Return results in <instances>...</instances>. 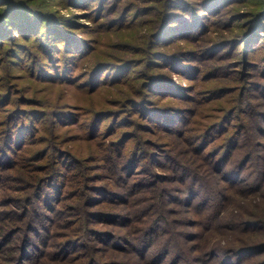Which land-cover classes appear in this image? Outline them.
I'll use <instances>...</instances> for the list:
<instances>
[{
    "label": "rangeland",
    "instance_id": "obj_1",
    "mask_svg": "<svg viewBox=\"0 0 264 264\" xmlns=\"http://www.w3.org/2000/svg\"><path fill=\"white\" fill-rule=\"evenodd\" d=\"M19 1L20 6L14 5L8 10L10 5L0 0V15L13 17L25 7L37 9L36 12L41 10L42 19L35 35H24L16 29L23 23L25 26V22L29 26L30 18L22 19L23 22L19 19L20 24L16 21L10 28L3 24L8 33L0 35V208L14 209L25 218L28 214H37V221L42 214L54 217L57 222L69 220L72 215H66V211L71 198L76 196L74 184L79 175L85 185L82 190L89 194L90 201L104 199L102 193L93 196L99 191L98 186L121 191L115 174L120 173L124 179L126 172H131L128 167L119 168L116 159L120 150L127 157L133 154L134 160L140 158L139 172L148 168L172 174L161 165L170 162L167 150L173 145L176 149H170L171 153L177 155L178 150L186 147V139L167 133L165 126L162 125L163 129L150 119L154 115L162 118L184 111L183 119L177 116L169 125L175 126L174 130L176 126L184 128L191 124V130L186 131L189 135L193 129L198 133V129H207L232 113V119L213 124L215 127L204 136L212 138H199L208 144L207 150L217 148L228 132L240 129L239 114L252 125L249 127L252 132L259 134V127L264 128V21L258 25L254 37L242 41L254 25L251 20L254 13L264 9V0L208 3L207 0H184L188 5L179 2L173 7L184 11L186 16L175 15L177 19L178 15L182 18H172L175 21L158 35L155 32L168 0ZM210 3L212 8L205 9ZM192 9L194 16L190 15ZM31 20L33 24L35 19ZM45 20H48L46 25ZM50 32L55 36L53 41ZM63 39L79 42L77 46L84 51L70 56L72 53ZM66 64H70L69 74L63 71ZM61 114L64 120L56 117ZM19 124L28 129L22 139L15 142L10 136L11 140L4 143L8 132L17 130ZM228 126L230 129L225 132ZM257 138L262 142L258 150L264 153V137L255 135L254 139ZM178 156L191 162L190 153ZM56 169L61 171L62 190L50 186L53 188L50 195L47 189L43 192L48 197L34 200L36 213L26 209L35 188L26 183L32 179L22 178L21 172L48 175ZM251 169L252 165L243 175L237 174L235 182L245 189L244 195L248 193L246 200L251 207L264 211V195H259L264 187L253 183ZM144 174L130 177L134 180ZM210 174L215 175L213 171ZM130 177L127 175L126 179ZM171 184L177 185L179 181ZM247 184L253 186L246 188ZM16 186L24 189L17 190ZM230 192L236 200L243 196V192L232 189ZM256 195L258 204L252 203ZM48 205L58 208L53 210ZM180 206L185 210L180 217L193 224L198 215L188 209L187 203ZM220 221L200 227L186 225V230L195 235L189 242L205 243L222 236L216 230ZM263 223L252 228L251 233L225 234L227 238L232 233L244 234L248 244L260 245L231 255L229 263L221 262L223 255L218 254L216 264H264ZM50 225L57 228L54 221ZM235 243L242 242L235 240ZM78 248H82L81 244ZM111 255L113 259L124 258L122 261L128 264H138L137 260L125 259L123 253L114 251Z\"/></svg>",
    "mask_w": 264,
    "mask_h": 264
},
{
    "label": "trees",
    "instance_id": "obj_2",
    "mask_svg": "<svg viewBox=\"0 0 264 264\" xmlns=\"http://www.w3.org/2000/svg\"><path fill=\"white\" fill-rule=\"evenodd\" d=\"M183 1L168 0L166 2V8L162 11L161 24L155 35L161 33L170 22L175 21L177 19L174 17L175 15H185L184 11L179 8V10H175L173 7L174 5L177 7L179 2L188 5ZM212 1L215 2V0H207L206 3ZM5 2L8 6L10 5L8 10L13 9L14 5L20 6L19 0H5ZM29 7L31 8V6ZM204 7L211 9L212 4H207ZM193 10L190 12L192 13L191 16L195 14ZM36 11L38 10L23 7L16 11L18 12L16 16H6V18H3V13L0 15V35H2L1 33H8L7 29L11 25L14 26L16 21L20 24L19 19L23 22L22 19L26 21L29 18V26L25 22V26L23 23V26L21 24L16 29L21 30L24 35L28 33L35 35L37 24L42 19L41 10ZM254 14L251 19L254 25L243 35L242 41L254 37L258 25L262 20L264 21V9ZM179 15L177 20L182 18ZM166 17L167 22H165ZM32 18L35 19V21L33 20L34 25ZM47 22L48 20L44 24L46 25ZM3 24H8V28ZM49 34H51V39L50 37L48 39L53 41L55 37L53 32ZM64 43H67V49L72 53L70 56H76L84 51L77 46L79 42H70L66 39ZM69 66L70 64H66L65 69H63L64 73L69 74L71 72L68 71L71 69ZM231 114L229 113L225 118L222 117L221 120L213 122L207 129H198V133L193 129L189 135L186 131L191 130V124L184 128L176 126L177 128L174 130L173 127L175 126L169 125L177 116L183 119L184 111L178 112V114H174V112L163 114L162 118L156 115L151 116L150 119L155 124L165 126L167 133L186 139V147L178 150L177 155L171 153L170 149H176L173 145L167 150L166 155L170 162H165L161 166L171 170L172 174L157 173L147 168L145 171H141L142 173L145 172L144 175L132 180L131 177L141 173L139 172L141 170L140 158L134 160L133 154L131 157H127L123 150H120L117 159L115 157L119 161V168L128 167V171L131 172H126L124 179L120 173L115 174L121 191L114 190L113 187L98 186L99 191L95 192L93 196L97 197L96 193H102L104 199L90 201L89 194H85V191L82 190L85 185H83L79 175L78 179L75 180L77 183L74 184L76 196L71 198L72 200L69 202L71 204H68L66 211V215H72L69 220L66 218L64 222H57L54 217L43 216L42 214L37 221L35 218L37 214L33 216L28 214L25 218L20 216L17 211H13L14 209L0 208V264H128L122 261L124 258H120L121 260L113 259L111 253L114 251L123 253L128 261L137 260L138 264H216L218 254L223 255L224 259L221 262L229 263L231 255L254 249L260 244L250 245L243 236L245 233L253 232L252 228H256L257 224L264 222V211L251 207V204L246 200L248 193L244 195L245 189L242 186H237L235 181L237 174L243 175L252 165L249 174L253 171V183L257 187H264V153L258 150L262 142H259L261 141L259 138L254 139L255 135L264 137V128L259 127V134L252 132L249 128L252 125L249 126L245 122L244 116L239 114V118H241L240 129L235 133H225V139L217 148L207 150L208 144H204V140L199 141L200 137L203 139L212 138L204 136L209 133L210 128L215 127L213 124L228 122L232 119ZM56 117L64 120L63 114ZM229 129L228 126L224 130L226 132ZM27 130L26 126L19 124L17 130L13 129L8 132L9 136L4 140V143L10 139V136L12 141L17 142L16 140L24 135ZM173 141L175 142L174 139ZM210 141L211 139L207 140V143ZM177 144L175 143V145ZM186 153L192 155L188 156L191 162L179 158L178 155H185ZM1 155L4 156L5 154ZM216 156L219 157L217 158L218 161ZM215 159L219 162L218 166ZM231 161L233 165H231ZM133 166L134 168H132ZM211 171L215 175L210 174ZM23 172H21V177L32 179L33 181L29 180L26 183L35 188L31 192L33 194L30 193L25 207L26 209L31 208V212L36 213L38 210L34 205L35 199L41 200L43 197H48V193L43 194L46 189L50 191L49 195L55 186L58 190L61 189V171L56 169L48 175H25ZM127 175L131 177L126 179ZM174 180L179 181V184H171ZM66 181L63 185L66 184ZM250 186L253 185L247 184L246 188ZM15 189L24 188H20V186L17 188L16 186ZM230 189L243 192V196L236 200ZM259 195H264V192ZM257 198L259 197L256 195L252 203L258 204ZM45 202L47 203V199ZM174 203L177 205L176 207L171 206ZM186 203L188 209L198 215L197 218L199 217L198 219L195 218L194 225L199 227L213 225L221 219L222 221L219 222L216 230L222 236L215 240L208 239L205 243L198 241L196 244H191L189 240L195 235L190 234L185 227L193 224H190L186 218L180 217V213L185 211L180 208V205ZM48 206L53 210L58 208V206ZM92 206L94 208H90ZM23 207L20 206L21 210ZM23 212L24 210L21 213ZM50 218L52 219L51 222L54 221V224L57 225V228L50 225ZM205 220L208 222L207 224L202 223ZM236 231L244 233L243 236L232 233L231 238L224 237L225 234L228 236L231 232ZM18 233H20L19 236H17ZM235 240H240L242 243L236 244ZM226 241H232L233 244L224 245L223 243ZM78 244H81L82 248H78ZM261 244L264 245V243Z\"/></svg>",
    "mask_w": 264,
    "mask_h": 264
}]
</instances>
